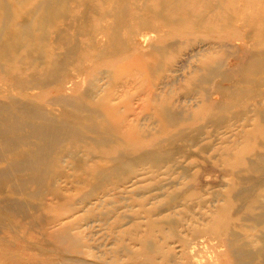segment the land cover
<instances>
[{"label":"bare ground","instance_id":"obj_1","mask_svg":"<svg viewBox=\"0 0 264 264\" xmlns=\"http://www.w3.org/2000/svg\"><path fill=\"white\" fill-rule=\"evenodd\" d=\"M188 66L189 115L168 101ZM225 123L246 143L214 155L228 187L200 192L187 152ZM220 245L264 264V0H0V264H214Z\"/></svg>","mask_w":264,"mask_h":264},{"label":"rangeland","instance_id":"obj_2","mask_svg":"<svg viewBox=\"0 0 264 264\" xmlns=\"http://www.w3.org/2000/svg\"><path fill=\"white\" fill-rule=\"evenodd\" d=\"M206 46V45H205ZM175 49H178V51L180 52V54L183 55V51L185 49H181L179 46H175ZM175 55L178 57L180 54H178L176 51H174ZM203 53L204 52H199L197 58L192 57V64L193 66H195V62H197V60L199 61L201 57H203ZM185 59H189L188 56L185 57ZM196 59V60H195ZM232 60H234L232 58ZM231 59L230 64L233 63ZM185 62V61H184ZM178 63H180V61H178ZM229 66V65H228ZM195 68H192V66H188V67H183L180 71H178L177 73L181 75V77L179 79H176L174 82H171V85L169 86V97L172 96L171 99H169L168 101L171 104H176L181 106L182 108H179L182 113L181 114H191L193 112H195L197 110V108L200 106L201 101L203 104V99L200 98L198 95L192 94V95H186L185 93H182L181 91V86L183 84H186V80L189 79L193 74H194ZM166 73V72H164ZM171 74L175 75V73H172V70L170 72ZM138 81L139 83H137L138 85H140V89H141V93L140 95H136V98H134V100L132 99L131 103H132V110L136 109V111H141L140 112V116L145 117V114H148L149 109L145 108V105H148L147 101H143V99H147L148 98V92L149 89L151 87V85L149 84L148 80V73L146 71H139L138 72ZM133 91H136V88L132 87ZM173 92V93H172ZM172 94V95H171ZM195 95V96H194ZM188 96V97H185ZM193 96V98L191 97ZM138 97V98H137ZM191 97V98H190ZM141 103H145L144 105L142 104L143 108H136L137 104L136 102ZM147 109V110H145ZM144 110V111H143ZM220 114H229L228 112L222 111ZM146 122V121H144ZM204 122H206L204 120ZM143 123V120L140 122ZM202 123V122H200ZM198 123V124H200ZM205 124V123H204ZM226 123L225 124H220L218 126V130L216 135H213L211 137L208 136V138H204L203 141H200L201 143L199 145H204L207 148H209V150H202L200 151L199 148L197 147V149H191L187 152V154H189L190 156L188 158H193L194 159H198V161L195 163V168H198V189L201 192L204 188H213V191H217V192H221L223 190H225L228 185H227V179L229 178V175L226 174V172L223 170V167L218 164L217 158L214 157V155L216 153L220 152V149H228L230 148L229 145H231L232 147H234V149H239L242 148L245 143H246V138L244 137V134L241 133V128L234 126L233 130L227 132L228 130L226 129ZM207 128L212 129L210 126H207ZM194 130V128L192 129ZM208 132V130H207ZM207 135H204V137H206ZM257 141L259 140V138H256ZM182 144L181 146H185V143L183 141H181ZM239 145V147H238ZM191 145H188V147H190ZM194 146V145H193ZM236 150H234L235 152ZM175 155L182 157V153H180L179 151H175ZM185 155V154H184ZM219 157V155H218ZM162 165V164H161ZM156 166V165H155ZM160 166V165H159ZM71 172H74L73 170H71ZM162 178L160 179V177L157 175V179L160 183V185L165 183H171L175 180V176L174 175H168V174H162ZM157 179L154 177V186H156L157 184ZM127 180L125 181H120V186H122V183H126ZM149 181H143L141 183H139L138 185H146L148 184ZM156 190V189H154ZM140 191V190H139ZM142 191H147V189L142 188ZM123 197V195H121ZM221 198V195L218 194V196H216V199ZM133 201V202H132ZM132 201H130V204H136V201H134V198H132ZM110 207L113 209H117L119 207V204H121L123 202V200H121L120 197H114L110 200ZM218 203V202H217ZM211 208V207H210ZM210 208H207L208 212H209V216H214L216 214L215 210H211ZM133 209H139L138 205H135V207H133ZM210 209V210H209ZM122 210V208H121ZM116 212V210H115ZM121 213L124 211H120ZM117 213V212H116ZM183 215L185 214V211L181 212ZM176 217L178 219H181L183 216L181 215H176ZM217 220H222L223 219V215H218L216 216ZM127 219L124 220V222H126ZM205 220H202L201 223H205ZM206 226L205 224L202 225V227ZM59 226H55L54 229H57ZM52 228V229H53ZM98 231V236L101 237V241L104 243H107L106 246L101 247L100 249L104 250L106 248L112 247L113 245H110L111 243V239L110 238V230H108L107 228L105 229H101L100 227L97 228ZM103 230V231H101ZM171 230H175V228L173 226H171ZM108 233V234H107ZM243 235H250V236H255L256 233H258L257 229L254 232H245L242 231L241 232ZM29 238L31 239H36L37 237L35 235L32 234H28ZM176 239L177 238H169V242H166L165 240L160 241V243H162L165 246H175L177 248V250H179V245H177L176 243ZM219 241L216 239L214 240L213 243H218ZM220 243V242H219ZM214 252L210 251L212 250V248H208L205 246V248H203L202 250V254L203 255H209L212 253V255H214V264H229V259H230V252L231 250H229L227 248V246L224 245H220V247L218 248H214ZM228 250V251H226ZM17 253H19L21 256H23L24 259L29 260V262H32L34 256V253L29 251V250H19L16 251ZM211 252V253H210ZM107 262L109 264H118L116 262H114L113 260V255L112 252H110L109 254H106Z\"/></svg>","mask_w":264,"mask_h":264}]
</instances>
